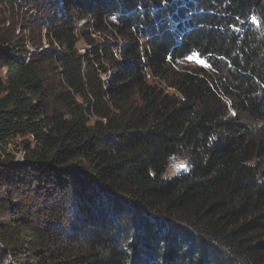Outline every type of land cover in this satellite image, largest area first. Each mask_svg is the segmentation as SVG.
Returning a JSON list of instances; mask_svg holds the SVG:
<instances>
[{
  "label": "trees",
  "instance_id": "16d2710c",
  "mask_svg": "<svg viewBox=\"0 0 264 264\" xmlns=\"http://www.w3.org/2000/svg\"><path fill=\"white\" fill-rule=\"evenodd\" d=\"M19 2L42 25L0 48V264H264V0Z\"/></svg>",
  "mask_w": 264,
  "mask_h": 264
},
{
  "label": "rangeland",
  "instance_id": "374dc122",
  "mask_svg": "<svg viewBox=\"0 0 264 264\" xmlns=\"http://www.w3.org/2000/svg\"><path fill=\"white\" fill-rule=\"evenodd\" d=\"M20 0H0V48H4L3 42L5 40L15 41L21 49L24 48L29 52L35 51L34 44L39 42L40 25H42L39 19L31 17V11L25 7H20ZM44 43V41H42ZM184 64L187 65H203V62L197 57L192 56ZM31 140L29 136L23 138L12 139L8 145H2L5 154H9L13 157L14 161H22L25 158V152L22 147L23 140ZM189 168L188 159L185 156L176 157L172 159L171 163L167 167L163 177L173 178L180 174L182 171H186ZM25 201H29L34 204L47 203L48 197L46 192L34 196L31 191H25ZM34 196V197H33Z\"/></svg>",
  "mask_w": 264,
  "mask_h": 264
},
{
  "label": "built area",
  "instance_id": "2783aa9c",
  "mask_svg": "<svg viewBox=\"0 0 264 264\" xmlns=\"http://www.w3.org/2000/svg\"><path fill=\"white\" fill-rule=\"evenodd\" d=\"M32 139V136H29Z\"/></svg>",
  "mask_w": 264,
  "mask_h": 264
}]
</instances>
